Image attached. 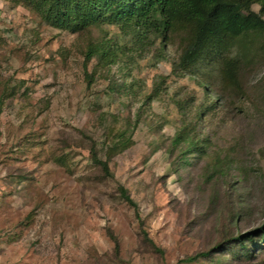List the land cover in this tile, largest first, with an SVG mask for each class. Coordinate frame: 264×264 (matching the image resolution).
<instances>
[{
	"label": "rangeland",
	"instance_id": "374dc122",
	"mask_svg": "<svg viewBox=\"0 0 264 264\" xmlns=\"http://www.w3.org/2000/svg\"><path fill=\"white\" fill-rule=\"evenodd\" d=\"M46 6L0 0V264H264L231 248L264 223V44L238 90L211 68L173 75L181 34L70 33Z\"/></svg>",
	"mask_w": 264,
	"mask_h": 264
},
{
	"label": "trees",
	"instance_id": "16d2710c",
	"mask_svg": "<svg viewBox=\"0 0 264 264\" xmlns=\"http://www.w3.org/2000/svg\"><path fill=\"white\" fill-rule=\"evenodd\" d=\"M47 6L43 18L54 28L77 33L89 26L133 25L143 33L152 32L160 43L181 34L183 45L171 73L176 77L195 75L203 68L216 70L222 83L240 88L242 62L251 55L253 47L263 45L264 0H44ZM42 2V1H41ZM256 4V13L251 6ZM257 48V47H256ZM255 49V48H254ZM93 53L87 50L88 61ZM157 90L158 87H155ZM186 141L183 153L195 149L192 141L178 134L174 143ZM89 155L104 177H111L106 161L100 160L94 148ZM119 197L130 206L138 220L137 208L123 187ZM144 235V234H143ZM145 236V235H144ZM238 253L249 255V248L260 251L264 247V223L251 232L231 239ZM221 246L217 253L224 251ZM206 254L184 257L176 264H189Z\"/></svg>",
	"mask_w": 264,
	"mask_h": 264
}]
</instances>
